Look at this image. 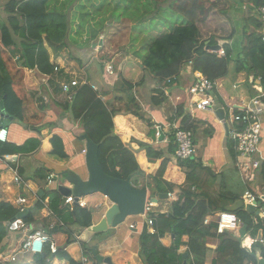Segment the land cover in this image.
<instances>
[{"label":"trees","instance_id":"obj_1","mask_svg":"<svg viewBox=\"0 0 264 264\" xmlns=\"http://www.w3.org/2000/svg\"><path fill=\"white\" fill-rule=\"evenodd\" d=\"M50 1L9 0L5 6V10L10 15L9 23H5L0 15V101L4 103L6 114L13 116L21 123L26 122L25 103L15 89L10 72L7 71L8 67L3 58L1 44L4 48H12L14 52L20 54L21 67L37 69L42 74H53L55 65L51 62L50 52L45 41L56 52L60 51L61 47H66L70 24L66 12L48 10ZM195 4L190 11L183 9L185 18L189 22L175 24L171 26L170 30L164 26L167 23L165 14L154 13L150 17V19H159V22L153 25L147 24V32L150 31V28L156 31L150 39L145 38L144 40V44L149 42L148 53L142 56L146 71L153 75L159 86V92L165 95L163 87L166 84L174 85L182 68L187 64H190L194 71H200L211 80L216 81L229 76V67L233 62L236 75L246 72L248 76H252L251 82L247 83L248 95L252 98L257 93L253 88V83L259 77L262 78L261 84L264 88L263 23L259 19L257 11L258 7L264 5V0H223L220 4H214L205 10L202 9L203 16H198L200 12ZM229 7L247 14L244 17L240 16L239 19V15L237 16L234 28L226 16ZM168 8L171 7L168 6L164 9L168 10ZM178 13L183 16L182 11ZM144 28L141 30L144 31ZM14 36L19 37V41H16ZM217 46L224 48L226 54L220 55L214 49ZM106 65L101 64V71L104 74L108 73ZM89 78L92 79L90 76ZM142 82L144 79L140 83L134 84L120 78L114 89L117 90L119 83L124 88L123 92L127 93L128 110L125 111V115L134 116L149 126H153L154 123L144 116L136 97L131 93ZM97 91L99 90H94L90 84L81 86L72 102L63 103V109L69 112L75 121L80 122L83 133L88 134L100 145L99 157L105 172L116 178H130L135 186H146L151 198L170 193L169 189L173 185L168 183L170 188L167 189L163 184L169 161V158L165 156V151L160 148L156 149L147 142L132 139L140 148L147 151V157L151 163L161 160L160 167L155 174L147 173L142 169L133 148L130 144L125 143L116 132L114 117L123 113L109 107L107 95L111 93V90L102 92L101 89L100 93ZM156 93V91L152 93V101L160 104L164 99L158 97V93ZM216 98L222 102V98L217 93ZM131 103L136 108H130L129 104ZM182 113L180 111V114ZM169 120L171 125L175 124V120L171 118ZM206 126L207 123L194 118L191 113H185L180 121L181 128L193 132L195 143V134L200 128ZM33 129L40 134L44 128L33 127ZM204 130L206 136L212 137L214 133L212 126H208ZM155 134L156 131H154ZM48 141L51 145L49 155L61 160L69 158L60 135L53 134ZM226 141L229 158L232 163H236L238 153L234 146L235 143L229 137ZM41 147L42 139L38 137L29 138L21 145L0 141V157L26 156L38 151ZM176 148L175 137L170 135L168 152L174 154ZM178 163L186 170L190 167L196 169L198 164V162L196 165L194 164L195 159L193 158L181 160ZM43 169V167L35 169L34 176L41 177ZM207 171L212 176L215 174L211 169ZM19 172L22 174L23 170L19 168ZM190 174V172L187 173L189 182L192 180L189 178ZM260 175L263 180L264 161ZM187 186L180 188L176 200L172 201L170 205V211H160L155 216L153 227L156 232L149 233V235L142 233L141 250L135 261L139 264H248L249 262L258 264L256 247L252 251H248L240 247L239 240L232 234L226 232L218 235L214 231L217 227L219 213L238 201L242 194L238 192L223 194L225 201L223 209L213 211L208 196L203 191L197 194L191 186ZM225 190L226 188H223L224 192H228ZM23 198V205L17 203L16 199L0 202V246L9 232V223L17 218L22 206L28 204V198L26 196ZM60 204L63 205L62 195L55 191L50 199V208L65 225L64 229L59 224V230L72 234V226L81 229L82 227L89 228L94 224L93 213L89 209L78 205L73 208H60ZM35 207L41 208L42 205L37 201ZM236 213L247 225L252 236L264 237L263 221L255 223L252 213L244 209H239ZM24 219L27 222H33V214L27 213ZM204 220H209V224L204 225ZM146 227L148 230V226ZM99 234L101 233L96 234L92 240H96ZM166 235L172 238L170 245H165L161 240ZM185 237L188 238L187 241H185ZM72 243H74V238L69 235L65 245L69 246ZM67 246L59 247L56 253H51L47 247L44 254L35 255L37 264H48V261L54 258L67 260L69 264H82L67 251ZM182 246H186V250L183 252L180 251ZM118 255L129 256L125 252H119ZM132 261L130 257L124 264H135ZM0 264L11 263L0 261ZM114 264L116 263L114 262Z\"/></svg>","mask_w":264,"mask_h":264},{"label":"crops","instance_id":"obj_2","mask_svg":"<svg viewBox=\"0 0 264 264\" xmlns=\"http://www.w3.org/2000/svg\"><path fill=\"white\" fill-rule=\"evenodd\" d=\"M154 1L157 0H144V2H150L151 4ZM122 22L127 23L128 25L126 24V26H129V29H131V25L132 27L136 26V23L132 20H128V18H124ZM147 30L148 26L144 28V31L138 29V31L144 32L145 35L135 36L134 32H131V30L128 36L127 34H125L126 39L123 41V44L126 42L125 44H127L129 50L124 51L118 49L116 52L117 57L113 60V62L105 61L106 63H104V65L112 63L115 72L113 70V73H110V75L108 73H103V78H98L97 76H95V78L92 77L93 79H90L89 74L87 72L84 76L87 81L96 85L98 90L100 88L103 90V92L111 90V93L109 92L110 94L107 95V99H109V106H113L111 107V109H115L118 110V112L123 113L117 114L114 117L116 132L121 136L122 140L126 138L125 140L127 141V139H129L128 144H130V146L133 148L136 157L137 153L139 156L143 157V165L139 162V159L137 157V160L142 169H144L147 173L155 174L158 168L160 167L161 160H158L155 163H151L148 160L146 153L147 151L140 148V146L136 142H133L132 139L147 142L156 149H163L165 151V156L169 158L167 169L163 179V184L166 186L167 189L170 188L167 185L168 183L173 185L171 189H169V192L172 193L173 197L160 195L158 197H154L157 199V201H153L154 210L158 212L170 211V205L172 201L176 200L180 188H183L184 186L191 183L187 181L188 171L186 170V168L181 167L176 157H174V154H170L168 152L170 135H173L174 127L180 125V121L184 117L185 113H191L194 118L204 121L205 123H207L206 127L212 126L214 128V133L212 137H208L205 135L204 129L206 127L200 128L195 134L197 151L195 156L193 157V159H195L194 164L196 165L197 162H203L205 166L210 167L215 174H220L222 178H224L223 173L225 172V170L229 167H233L234 169H236L237 172H239L242 179V183L246 187L244 192L247 189L256 190V188L260 185V181L262 180L261 175H259V178H257V185L255 187L254 185H252L253 183H245L243 181V174L238 168V157L236 163H232L229 158L226 144V139L228 138V124L226 122L221 121L219 115L217 114V111L200 110L195 111L194 113L190 111V88L192 84L191 81L193 79V76L191 74L192 66L190 64L185 65L182 68L178 78L175 80L174 85L166 84L163 87L165 95L159 92V86L157 85L153 75H149L147 73L142 60L138 58L141 57V53L145 54L144 40L149 36L147 35V33L150 34L154 29L150 28V31L148 32ZM155 31L153 32L155 33ZM72 34L73 33L69 32L67 38V42H70V48L76 51L77 56L79 53H85L84 55H88L90 52L88 49L84 48L86 46L77 47L78 38L72 37ZM108 36V34L103 32V37L101 39L103 40V43L101 42L103 46V52L114 48L109 43L111 39H109ZM45 45L47 46L50 52L51 62L54 65H58L60 67L59 71L54 72L52 75H50L42 74L37 69H29L21 66H19L18 70L15 71L9 67L7 69V71L10 72L11 77L14 80L16 91L18 92L19 96L24 100L26 116L25 123H21L15 120L14 118V120L10 124H5L6 127L9 129V140L7 142H12L17 145H21L29 138L38 137L42 139V147L38 151L26 156L15 155L10 158L0 157V202L4 200H18V198L26 196L28 198V204L24 206V209H26L27 212L21 218L24 219L25 215H27V213L29 212L33 214V222L30 223L24 219V221L32 225L30 232H35L37 230H47L52 240H54L59 247L67 246L65 244L68 236L70 235L72 238H74V243L67 246V251L76 260L81 261L82 264H98L93 255H91L90 251L86 248V243H83L81 241V234L79 232L80 228L72 226V234H68L63 230H59L58 225L60 224L61 226H63V222L59 220V218L54 214L53 210L50 208V199L55 191H58L63 198V205L60 204V208H73L72 205L64 203L66 195H64L59 190V187L72 186V184L67 179L68 175L70 174H77L82 179H87L88 170L85 159L86 152H83L84 149L86 150L85 141H82L80 139L83 135V133L79 131L80 125L76 123V121L73 119L72 115L69 112L66 114L68 117L62 116L61 111L58 110L55 105L53 106L52 100L49 103L42 102L41 98H39L38 96L41 90H33L36 87L40 88V83L42 80L39 81V78L40 74H42L45 78H49L51 87L52 89H54V92L51 93V96L54 97V99H61V97H59L58 95V92L61 90L60 83L64 80H69L73 77L79 76L78 74H81L79 71H76L78 70V68L75 65V63H78V59L80 57H72L73 59L77 60H74L73 62L69 63L67 56H65L63 53L60 54L59 51H54V48H52L47 43V41H45ZM121 48L123 49V47ZM19 57L20 54L18 53L17 59ZM16 72H20L19 77H16ZM81 78L84 77L82 76ZM120 78L132 82L134 84L140 83L144 79V82L135 87L131 91V93L134 97H136V99L140 101L141 104H139V101L137 100L139 106L141 105V112L144 114V116H146L147 119L151 120L154 123L153 126H149L146 122H143L142 120H139L134 116L125 115V110H120V108L117 107L119 105H123V107L125 108V104H128V96L127 93L123 92L124 88L122 87V85L118 83L117 90L114 89L115 84L119 81ZM224 80V78L217 80L218 85L216 93L222 98V102L217 99V104L219 105V107L222 106L223 108H226L230 104L241 105L243 100H248V98H250V96L247 94L244 96H240V100L236 101L235 97H229L226 95V93H222L220 91V88L221 83L224 82ZM247 83H249V79L246 72H241L235 77V87L239 88L244 86L248 89ZM21 87H25V89L27 88L26 90L27 92H29V96H23V94L20 92ZM154 91L158 93V97L164 99V101L160 104H156L152 101V93H154ZM103 98L105 97L103 96ZM114 106H116L117 108H114ZM129 107L133 109L136 108L133 103L129 104ZM180 111H182L183 113L180 114ZM170 118L172 120H175L174 125L170 124ZM63 121H66L67 123H64ZM33 127H43L44 129L39 134L36 130L33 129ZM159 128H161L165 134V138L161 142L159 141ZM154 131H156L155 135ZM53 134L60 135L63 138L65 149L69 155V158L61 160L54 158L48 154L49 150L51 149V145L48 139ZM256 157L261 158L262 161H264V130L262 142L260 145V151ZM210 162H212V164H210ZM38 167L44 168L41 177L34 176L35 169H37ZM19 168L23 170L22 174L19 172ZM16 171H18L22 175L24 179V185H19L15 182L14 177ZM205 173L211 175L208 171ZM50 174H53L54 176L53 183H48L47 181L48 176ZM209 187L210 184H208L206 188ZM192 188L193 190H196L197 194L202 193V191L206 189H203L200 184L193 185ZM231 192L235 193L233 191H229L228 193ZM237 192L240 193V191ZM242 195L239 200L242 199ZM85 197L87 196H83V199L87 202V206L84 208L90 210L89 202L86 200ZM37 201L41 203V208L35 207V203ZM102 202L103 210H101L98 219L93 217L94 224H97L101 221V219L105 216L107 209L111 206V203L108 200L105 201V199L103 198V201L99 203L98 207ZM241 209H244L246 211L243 206ZM19 214L17 217H19ZM140 215L132 216L131 219L137 221L136 223H128L127 225L129 226L127 230L123 229V227H121V224L116 227H109V229L105 231V234H103V239L101 238V241H99L100 246L95 243L98 242L97 240H92L91 243L98 245L100 252L105 256L111 257V259H113L116 264L127 263V260L130 259V257L132 258L133 263L139 264L135 261V259L137 258L138 253L141 250L140 235L142 234L143 228H145V226H148V230L151 234H154L156 232L153 225L150 226L146 223H143V220ZM252 215L254 222L257 223V220L255 219V215L257 214L255 212H252ZM139 217L141 218V220H138ZM131 224H135V227L131 228ZM214 231L215 233H217L216 228L214 229ZM226 232L232 234L238 240L242 236L241 233L237 231ZM247 232L251 234L248 228ZM133 233L135 235H133ZM217 234L219 235L220 233ZM24 239L25 236L23 233L9 231L2 246H0V257H6L8 254L11 255V253H15V251L18 249ZM184 239L185 241L188 240L187 237H185ZM161 240L165 245H170L172 243V238L169 235H166ZM254 247H256V255L258 257L261 256L262 259H264V247L262 245L258 246V244ZM76 250L78 251V255L74 254ZM185 250L186 246H182L180 251L183 252ZM119 252H125L129 256H120L118 255ZM84 257L88 258V260L83 261ZM3 262L10 261L3 260ZM14 262H17V264H37L35 260V254L24 251H20V253L18 252L16 254V259L14 261H11L10 263L14 264ZM48 264H69V262L67 260H60L54 258L53 260H49ZM248 264H250V262Z\"/></svg>","mask_w":264,"mask_h":264},{"label":"rangeland","instance_id":"obj_3","mask_svg":"<svg viewBox=\"0 0 264 264\" xmlns=\"http://www.w3.org/2000/svg\"><path fill=\"white\" fill-rule=\"evenodd\" d=\"M8 1L9 0H0V15L2 16L3 21H5V23L7 24L9 23L8 17L10 15L5 10V6ZM222 1L223 0H157L151 4L150 2H144V0H51L48 5V10L57 11V12H66L69 17V24H70L69 31L73 33L72 37L78 38L77 47L86 46L84 48L89 50L90 53L88 55H84L85 53L84 54L79 53L77 56L76 51L70 48L69 46L70 42L68 41L67 46L61 47L59 51L60 54L63 53L65 56H67L69 63L73 62L74 60H77L73 58L80 57L78 59V63H75V65L78 68V70L76 71H79L81 74H78L79 76H76V78L84 80L85 79L84 75L86 72L89 74L91 78L92 77L95 78V76H97L98 78H103L102 75L103 72L101 71L102 69L101 64L106 63L105 61L113 62V60L117 57L116 52L118 49L124 51L129 50L127 44H125L126 42L123 44V41L126 39L125 34H127V36L130 34V30L131 32H134L135 36L145 35L144 32H140L138 31V29L141 30L142 28H144V26L146 27L148 25L157 24L159 22V19L156 18L150 19V17L154 15V13H158L159 15L165 14V16L167 17V23L164 26L170 30L171 26H174L175 24H182L184 22L187 23L189 22L187 18H185L186 15L183 9H185L186 11H190L192 6L196 3L195 5L198 8V12H200V15L198 16H203L201 13L202 9L205 10L207 8H210L214 4L217 3L220 4V2ZM168 6L171 8H168V10L164 9L165 7ZM179 11L183 12L182 13L183 16H181V13H178ZM236 11L232 7H229L226 12V16L229 19V21L232 23L233 28L235 27V20L238 15H239L238 19L240 18V16L243 17L247 16V14H244V12L240 10L238 11V9H236ZM122 17L134 21L136 23V26L132 27L131 25L130 26L131 29H129L128 28L129 26H126L127 23L122 22V20L124 19ZM153 31H155V29ZM153 31L150 34L147 33L149 35L147 39H150L151 36L154 35ZM103 32L109 35L108 37L109 39H111L109 43L111 44V46L114 47L111 48L110 50H107L106 52H103V46L101 44V42L103 43V40H101L103 37ZM14 39H16V41H19V37L17 36H14ZM148 46H149V42L147 41V44H145L144 47L145 54L141 53L140 54L141 57H138L140 60H142V56H145L148 53ZM121 47H123V49ZM1 49L3 53V58L7 63V67L13 69L14 71L18 70V67L21 65L20 59L19 58L17 59L18 52L16 51L14 52L12 48H4L2 44H1ZM20 72H16V77L20 76ZM147 73L150 75L149 72ZM108 74L110 75V73ZM82 76L84 78H81ZM236 76L237 75L234 72L233 62H232L229 67V76L224 80V82L221 83L220 91L222 93H226V95L229 97L231 96L235 97L236 101H238L240 100L239 99L240 96H244L248 94V89L244 86L239 88L235 87L234 80ZM43 79L46 78L42 74H40L39 81L42 80L40 83V88L36 87L33 90L43 91V94L47 95L53 101L52 103L53 106L55 105V107L61 111L62 116H67L66 114L68 112L67 111L64 112L65 110L63 111V103L66 100L65 99L66 95L62 90H60L58 92V95L59 97H61V99H54V97L51 96V93L54 92V89L49 88L48 86L49 84L43 81ZM248 79L250 82L251 76H248ZM26 89L25 87H21L20 92L23 94V96L27 97L29 96V92H27ZM100 91L101 88L99 89V91H97V93H100ZM139 104H141L140 101ZM109 107H113V106H109ZM117 107H119L120 110H125V111L128 110L127 104H125V108L123 107V105H119ZM117 107L114 106V108ZM63 122L67 123L66 121ZM76 123L80 125L79 121H76ZM79 127H80L79 131L83 133L81 125ZM125 139H123V141L128 144L129 139H127V141ZM137 157L139 159V162L143 165L144 164L143 157L139 156L138 153H137ZM210 164H212V162H210ZM210 169L211 168L205 166L203 162H198L196 169H194L193 167L187 169V171L191 173L189 178L192 179L191 183H189L188 186H191L192 188L193 185L200 184L204 189L207 187L208 184H210V187L204 189L203 193L208 196V201L212 207V210L219 211L223 209L222 207L225 204V201L223 200V194H227L229 191H233V192L240 191V193L244 194V190L246 187L242 183V179L239 172H237L236 169H234L233 167H229L225 170V172L223 173L224 178H222L220 174H213L212 176L205 173L207 172V170ZM219 176H221L220 180L218 179ZM252 185H254L255 187L257 185V182L253 183ZM260 186L261 187L264 186V179L260 181ZM223 188H226L225 191L228 192H224ZM85 198L89 202L90 211H92L93 217L98 219L101 210H103V202L100 204L101 206V207L99 206L100 208L98 207V205L101 201H103V198L105 199V201H107L108 199L101 194H92V195H88ZM131 218L132 216L128 217V219L121 224L122 225L121 227H123V229L126 230L128 229L129 226L127 225L128 223H136L137 220H132ZM138 220H141V218L139 217ZM208 224L209 222L204 220V225H208ZM142 233L144 235H149L150 231L147 230L146 227L143 228ZM133 235L135 234L133 233ZM102 236H104L103 233L99 234V236L96 238V240L98 241L95 242L96 244L99 245V241H101L100 239L102 238ZM140 237H142V234L140 235ZM74 254L78 255V251L76 250ZM14 264H17V262H14Z\"/></svg>","mask_w":264,"mask_h":264},{"label":"built area","instance_id":"obj_4","mask_svg":"<svg viewBox=\"0 0 264 264\" xmlns=\"http://www.w3.org/2000/svg\"><path fill=\"white\" fill-rule=\"evenodd\" d=\"M259 19L263 23L262 40L264 42V5L258 7ZM220 55H225L224 48L218 50ZM59 67L55 66V72L59 71ZM107 72L113 73L114 67L112 63L107 65ZM193 76L192 84L190 88V111L194 113L200 110H212L217 111L219 107L217 104L216 92L218 82L211 80L200 71L191 70ZM262 78L259 77L254 83L253 88L257 91L256 95L248 100H243L241 105H228L227 108H223L225 111V120H221L228 124V137L235 143L234 146L238 153V168L243 174V181L245 183H256L259 178L262 159L257 158V154L260 151V145L263 137L264 130V88L261 84ZM49 88L52 89L49 78L44 79ZM85 84H90L94 90H98L97 86L87 81L73 77L69 80H64L60 84L61 90L66 95L65 102H72L78 89ZM42 102L49 103L51 99L40 91L38 94ZM174 136L177 149L175 157L178 160H186L195 156L197 146L194 142L193 133L190 130H185L180 126L174 127ZM9 140V129L4 124L3 115L0 112V141L7 142ZM85 153L86 150L84 149ZM14 180L19 185H24V179L22 175L16 171ZM48 183H53L54 176L50 174L47 179ZM170 197L172 193H169ZM243 207L246 209L247 205L254 207V212H258L255 215V219L264 222V186L260 185L256 190L247 189L242 195ZM17 202L22 204L24 198H18ZM65 204L74 205L76 199L73 195H67L65 197ZM78 204L82 207L87 205L83 198L78 199ZM154 202L147 201L145 206V212L141 214L143 223L150 226L153 225L155 216L159 213L154 210ZM24 207L21 208V213L24 212ZM247 211V210H246ZM253 212V213H254ZM153 213V215H151ZM209 221V220H206ZM241 218L232 211H222L219 213L217 220V233H225L226 231H237L240 233ZM64 227L65 225L62 224ZM131 228L135 227V224L130 225ZM32 225L24 221L23 218L17 217L9 223L10 232H21L24 234L25 239L15 251V253L8 254L6 257H0V261H14L16 254L20 251L30 252L33 254L43 253L46 246L49 245L51 251L55 253L58 250L56 242L51 240V237L42 230L30 232ZM154 231V229H153ZM78 237V236H77ZM240 245L242 248L252 251L253 247L257 244H261L264 247V237H254L246 231L244 236H241ZM258 264H260L261 256H257ZM88 258L84 257L83 261H87ZM250 264H254L250 262Z\"/></svg>","mask_w":264,"mask_h":264},{"label":"water","instance_id":"obj_5","mask_svg":"<svg viewBox=\"0 0 264 264\" xmlns=\"http://www.w3.org/2000/svg\"><path fill=\"white\" fill-rule=\"evenodd\" d=\"M219 48L220 46H217L214 49L218 50ZM0 112L4 117V124H10L14 120L13 116L6 114L3 101H0ZM217 114L221 120H225V111L223 108L218 109ZM159 134V141L161 142L165 138V134L161 128H159ZM80 139L85 141L86 145L85 159L88 178L82 179L77 174H70L67 179L72 186H60L59 190L64 195L73 194L76 200H78L79 197L94 193H101L109 200L111 206L107 209L101 221L97 224H93L89 228L82 227L79 232L81 234V241L86 243V248L92 253L98 264H114L111 257L103 255L98 246L91 243L92 239L96 234L107 231L109 227H116L122 224L129 216L143 214L145 212L146 202L149 198V191L146 186L140 187L133 185L130 178L121 179L108 175L100 161V145L86 133H83ZM218 179L220 180L221 176H219ZM164 196H168V194ZM150 201H157V199L152 197ZM242 206L243 201L239 200L234 205L228 206L227 210L236 212L241 209ZM246 210L252 213L254 212V207L252 205H247ZM255 213L257 214L258 212L255 211ZM24 214L25 212L20 213L19 217H22ZM246 231L247 225L242 223L240 229L241 235L244 236ZM258 246H261V244L259 243ZM260 264H264V259L260 260Z\"/></svg>","mask_w":264,"mask_h":264},{"label":"clouds","instance_id":"obj_6","mask_svg":"<svg viewBox=\"0 0 264 264\" xmlns=\"http://www.w3.org/2000/svg\"><path fill=\"white\" fill-rule=\"evenodd\" d=\"M220 48H221V47H220ZM220 48H219V49H220ZM219 49H218V50H219ZM218 50H217V51H218ZM55 66H58V65H55ZM58 67H59V66H58ZM59 68H60V67H59ZM54 72H55V68H54ZM50 75H52V74H50ZM92 84H93V83H92ZM3 119H4V117H3ZM5 126H6V125H5ZM178 126H180V125H178ZM192 133H193V132H192ZM173 135H174V129H173ZM174 137H175V136H174ZM193 137H194V134H193ZM194 142H195V141H194ZM175 143H176V142H175ZM195 144H196V143H195ZM176 149H177V148H176ZM174 157H175V153H174ZM192 158H193V157H192ZM177 160H178V159H177ZM186 160H188V159H186ZM178 161H181V160H178ZM168 194H169V193H168ZM71 195H73V194H71ZM66 196H67V195H66ZM73 196H74V195H73ZM168 196H169V195H168ZM74 197H75V196H74ZM79 198H83V196H82V197H79ZM79 198H78V199H79ZM75 199H76V197H75ZM148 200L150 201V197L148 198ZM148 200H147V201H148ZM17 203H18V202H17ZM86 203H87V202H86ZM20 205H23V203L20 204ZM75 205L80 206V205L78 204V200H76V203H75L74 205H72V206H75ZM86 206H87V205H86ZM86 206H85V207H86ZM22 207H24V206H22ZM80 207H82V206H80ZM83 208H84V207H83ZM226 210H227V209H226ZM223 211H225V210H223ZM227 211H228V210H227ZM24 212L26 213L27 210L25 209ZM221 212H222V211H221ZM232 212H233V211H232ZM20 213H21V210H20ZM236 214H237V213H236ZM237 215H238V214H237ZM63 224H64V223H63ZM45 232L49 235V232H47V231H45ZM49 236H50V235H49ZM50 237H51V236H50ZM74 237H75V235H74ZM51 240H52V238H51ZM52 241H54V240H52ZM54 242H55V241H54ZM56 244H57V243H56ZM57 246H58V245H57ZM47 247H49V245H47L46 248H47ZM46 248H45V250H46ZM45 250H44V252H45ZM49 250L51 251L50 247H49ZM58 250H59V246H58ZM58 250H57V251H58ZM57 251H56V252H57ZM44 252H43V253H38V254H44ZM51 252H52V251H51ZM56 252H55V253H56ZM52 253H53V252H52ZM35 255H37V254H35Z\"/></svg>","mask_w":264,"mask_h":264}]
</instances>
